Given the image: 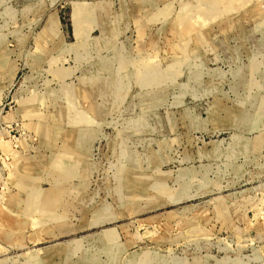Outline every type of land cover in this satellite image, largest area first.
I'll return each instance as SVG.
<instances>
[{"label": "rangeland", "instance_id": "obj_1", "mask_svg": "<svg viewBox=\"0 0 264 264\" xmlns=\"http://www.w3.org/2000/svg\"><path fill=\"white\" fill-rule=\"evenodd\" d=\"M0 264H264V0H0Z\"/></svg>", "mask_w": 264, "mask_h": 264}]
</instances>
